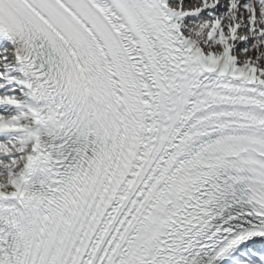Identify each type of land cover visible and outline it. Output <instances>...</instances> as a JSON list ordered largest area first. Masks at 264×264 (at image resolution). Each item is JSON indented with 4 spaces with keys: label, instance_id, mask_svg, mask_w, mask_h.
Listing matches in <instances>:
<instances>
[{
    "label": "snow or ice",
    "instance_id": "snow-or-ice-1",
    "mask_svg": "<svg viewBox=\"0 0 264 264\" xmlns=\"http://www.w3.org/2000/svg\"><path fill=\"white\" fill-rule=\"evenodd\" d=\"M0 264H264V0H0Z\"/></svg>",
    "mask_w": 264,
    "mask_h": 264
}]
</instances>
